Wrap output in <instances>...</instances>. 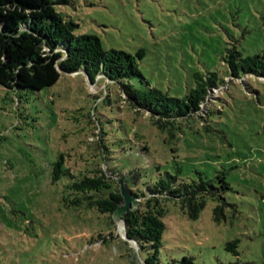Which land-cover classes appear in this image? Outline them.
<instances>
[{
	"label": "rangeland",
	"instance_id": "1",
	"mask_svg": "<svg viewBox=\"0 0 264 264\" xmlns=\"http://www.w3.org/2000/svg\"><path fill=\"white\" fill-rule=\"evenodd\" d=\"M58 10L79 24L78 35L98 36L107 50H145V80L131 84L172 96L184 97L196 73L224 75L230 53L264 52V0H70ZM210 109V127L191 118L170 133L102 78L93 84L84 74H62L35 93L0 86V264H145L148 254L127 242L121 221L138 201H125L121 218L66 208L51 177L60 155L74 169L102 170L126 190L120 174H137L143 189L179 170L184 182L226 172L232 190L224 193L221 219L213 199L198 219L167 203L159 264L183 257L264 264V80H229L204 113ZM102 135L109 157L95 160Z\"/></svg>",
	"mask_w": 264,
	"mask_h": 264
},
{
	"label": "trees",
	"instance_id": "2",
	"mask_svg": "<svg viewBox=\"0 0 264 264\" xmlns=\"http://www.w3.org/2000/svg\"><path fill=\"white\" fill-rule=\"evenodd\" d=\"M69 4L70 0H0V86L35 93L55 86L62 74H84L93 84L102 78L119 84L131 106L148 115L162 131L172 133L179 123L191 118L210 127L209 118L216 111L210 109L205 114L204 108L212 93L228 86L229 80L246 77L264 80V52L244 57L236 51L224 59L227 66L224 75L196 73L194 86L184 97L172 96L148 83L145 89L136 88L131 80H145L139 64L145 50L136 56L121 50H107L98 36L78 35L79 24L58 10ZM102 137L98 140L99 149L93 154L95 160L99 155L109 157L107 149L102 148L106 141ZM94 161L92 167L101 166ZM180 174L181 170L167 173L143 189L138 186L137 174H120L128 194L139 203L123 215L127 242L148 254L145 264H159L167 203L180 205L192 219H198L208 200L213 199L219 201L215 216L218 219L224 216L228 205L224 193L232 190L226 172H219L214 180L201 178L191 182L181 181ZM51 177L52 183L61 188L66 208L96 210L110 218L125 203L119 182L102 170L74 169L66 163L64 155L52 165ZM237 245L235 241L229 247ZM170 264L197 263L183 257Z\"/></svg>",
	"mask_w": 264,
	"mask_h": 264
},
{
	"label": "water",
	"instance_id": "3",
	"mask_svg": "<svg viewBox=\"0 0 264 264\" xmlns=\"http://www.w3.org/2000/svg\"><path fill=\"white\" fill-rule=\"evenodd\" d=\"M122 193H123V195H124V197H125V201H127V200H135V199H133L129 194H128V191L123 187L122 188ZM123 209V206L116 212V213H118L120 210H122ZM127 213V212H126ZM121 221L123 222V224H124V227H125V230H126V226H125V222H124V220H123V216H122V218H121ZM126 240H129L128 239V237H127V234H126Z\"/></svg>",
	"mask_w": 264,
	"mask_h": 264
},
{
	"label": "bare ground",
	"instance_id": "4",
	"mask_svg": "<svg viewBox=\"0 0 264 264\" xmlns=\"http://www.w3.org/2000/svg\"><path fill=\"white\" fill-rule=\"evenodd\" d=\"M122 211H123V209L122 210H120L119 212H118V216L121 218V215H122ZM121 227H122V230L124 229L123 228V224L121 223Z\"/></svg>",
	"mask_w": 264,
	"mask_h": 264
}]
</instances>
